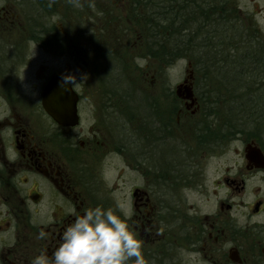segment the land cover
I'll return each instance as SVG.
<instances>
[{
	"label": "flooded vegetation",
	"instance_id": "af4514ba",
	"mask_svg": "<svg viewBox=\"0 0 264 264\" xmlns=\"http://www.w3.org/2000/svg\"><path fill=\"white\" fill-rule=\"evenodd\" d=\"M49 2L1 0L0 3V214L5 213L30 229L29 212L48 209L38 228L47 231L50 238L38 240L42 246L37 252L46 250L50 256L61 230L74 218L73 208L79 214L114 197L113 189L102 191L106 175L103 169L113 159L118 162L123 153L128 158L133 156L135 168H141L138 172L146 178V185L130 188L134 214L127 216L131 229L142 241L148 264H264V198L249 207L253 216L261 217L259 224L250 220L240 223L228 215L233 208L228 200L218 204L217 213L204 215L196 204L188 202V194L199 192L202 187L197 159L164 161L174 156L173 148L183 142L179 124L202 122L208 115L202 116L205 107L200 105L195 84L208 76L195 75L191 69V74L179 82L191 87L193 101L176 96L170 87L163 88L160 77L148 79L156 87H144L145 96L140 97L142 111L138 125L141 132L144 130L140 140L145 148L138 150L135 147L138 140L129 130L133 115L117 116L119 105H115L109 81L112 79L103 81L105 57L94 61L100 72L89 77L91 84H85L81 80L80 57L92 55L94 46L83 47L80 56L76 26L59 16V0H54L52 7ZM142 3L131 0L127 15L124 12L126 21L133 23V45L138 46H142L141 39L158 36L153 0L147 7ZM218 5L232 9L229 23L233 29L242 30L233 38L236 50L251 63L256 61V46L264 44L256 17L264 13V0H218L215 8ZM253 27L258 32L256 37ZM157 51L155 41L151 52ZM154 60L157 71L158 57ZM188 66L192 63L188 62ZM26 71H31L32 76L25 77ZM68 74L79 81L71 87L76 101L72 115L66 90L61 88L62 77ZM47 91L45 108L42 96ZM126 93L124 90L122 94ZM193 126L189 128V138L194 151L200 152L198 139L192 134V130L198 129ZM120 131L125 132L126 138L119 139V134L125 136ZM156 154L159 165L154 163ZM245 168L264 176V167ZM117 170L120 171L119 165ZM223 184L234 191L245 190L244 179L226 177ZM152 199L155 200L151 203ZM223 211L227 216H223ZM250 217L251 214L247 215ZM22 237L28 236L25 233ZM19 240L16 237L14 242L17 244ZM15 252L10 246L6 258L9 264H30V255Z\"/></svg>",
	"mask_w": 264,
	"mask_h": 264
},
{
	"label": "rangeland",
	"instance_id": "374dc122",
	"mask_svg": "<svg viewBox=\"0 0 264 264\" xmlns=\"http://www.w3.org/2000/svg\"><path fill=\"white\" fill-rule=\"evenodd\" d=\"M61 1L62 0H59L58 3L59 16L63 18L64 22L68 23L71 21L72 26H76L75 34L77 36V47L79 48L80 56L83 55L84 49L91 48L92 46H94L95 49L92 55L80 57L81 76H86L84 79L85 84H91V79L89 77L95 73L99 74L100 72L94 61L97 62V58L101 59L105 57L106 65H102L104 67L101 75H103V81H107L110 78L112 79L109 81L112 83L110 86L114 89L115 105H119L118 108L116 107L118 109L117 116L119 117V115L124 114L133 115L134 122H131L130 128L132 129L129 130L133 132V135L137 138L136 140H138L135 147L138 150L139 148L144 149L145 144L140 140V135L144 134V130L141 132L140 126L138 125L141 123L139 117L142 111L140 97L145 96V88L154 89L156 87V83H151L148 79L154 80L160 77L163 80V88L170 87L174 90L176 84L188 75L187 62L190 61L192 63L191 58L182 55L171 61L167 56V58L165 57V53L168 54L170 49L173 48V45L181 46L185 43L187 35L183 36L178 32H172L173 36L178 34L179 38L177 39L173 37L162 39V36L159 35L157 38L159 40L156 43H158V54H160L163 59L161 60L159 58V60H157L159 67L157 69L158 75H156V62L152 56L148 55L150 54L149 43L155 41L156 38H152V40L147 38L145 40L141 39L142 46L133 45V40L135 38V34H133L132 31L133 23L126 21V15L130 6L128 2L131 0H125L128 2L123 0H80V4L82 5L80 7L74 6L70 0H64L63 3H61ZM199 1L200 0L182 1L185 3L184 6H187L188 10L192 8V10L195 11H190L191 13L188 12L187 15L189 21H192V23H187V21L181 23L180 21L172 19V24L175 26L178 25L177 28L183 26L184 29L181 32L185 34L188 33V42L195 43V45L197 41L204 36L209 35L211 39L214 40L219 38L222 34L221 32L217 35H214L213 32H208V34H206V31L202 28L200 23V12H202V10L197 9L196 2ZM66 9L68 11H66ZM156 11H160V7L155 8L154 12ZM228 18L229 16H220L218 20L223 21ZM256 18L259 22V32L262 36L264 35V13H262L261 16L257 15ZM185 23L187 24L184 26ZM161 46H164V48H161ZM24 75L25 77L32 76V72L26 71ZM30 81L34 82L33 80ZM124 90H127L126 94H122ZM115 91H118V93L116 94ZM222 105L224 108L223 103ZM204 115L205 113H202L203 117H205ZM205 118L207 122L210 123L211 117L206 116ZM203 120L202 122H195L198 129L197 131L192 130L194 138L199 136L203 138L201 142L200 140H196L199 143L200 152L198 150H196V152L194 151L192 138H189V134L191 133L189 128L195 123L193 121L181 122L179 125L180 130H182L183 142L180 147L173 148L176 151L174 156L169 157V159H164V161L168 163L169 160V162L172 163L181 162L182 160L191 161L197 159L199 162L198 170L200 171L198 179L202 187L199 189V192L188 194V202L193 205L196 204L198 210L204 215L217 213L220 211V209H218V204L228 200L233 203V208L227 213L228 215L233 216L240 223H245L247 220H250L255 224H259L262 221L261 217L253 216V211L249 207L255 200L264 198V176L260 172L249 171L245 168L246 161L243 157V150L246 137L239 133H234L235 137L231 139L224 137V140H216V137L211 134L210 130L205 132V134H200L204 129V125H206L203 124ZM211 126L214 127L213 124ZM193 127L196 128L195 126ZM122 133L125 134V132ZM118 137L119 139L126 138V134L125 136L119 134ZM194 153H196V156H193ZM127 155L128 154L122 153L118 162L113 159L110 162L111 164L103 169L106 175L105 181L102 182L104 183L102 191L113 189L114 191L111 193H113L114 197L107 202L99 204L116 210L119 204L118 202L122 201L121 206L123 212L129 214L131 217L134 211L132 199H130V195L128 194L129 190L134 185L141 186V184L145 183L146 185L147 183L146 178L141 172H138L141 168H135L133 156L128 158L126 157ZM192 156L193 158L189 159ZM156 157L157 154L154 156V163H157V165L161 164ZM117 165L120 166V171L117 170ZM100 169L101 166L99 167V170ZM96 175L99 179L98 174ZM226 177L235 178L236 181L244 179L245 190L234 191L232 189H227L223 184V180ZM153 200L155 199H152L151 203ZM95 205L97 204H93V206ZM46 211H48V209H36L35 211L29 212L31 220L30 229L26 227L24 223H20L17 218L16 223L12 218L6 217L5 213L0 214V264H9L10 260L6 258L9 256L8 249L10 246L16 249L15 253L17 255H30L29 258H33L38 254L37 251L42 246V241L36 239L40 231L38 224H41V218L44 217ZM223 213V216H227L224 211ZM249 214H251V217L248 219L247 215ZM24 219L25 218H23V220ZM14 223L17 224V226H15ZM7 224H9V226H7ZM25 233L28 237L23 238L22 236ZM16 237H20L17 244L14 242Z\"/></svg>",
	"mask_w": 264,
	"mask_h": 264
},
{
	"label": "trees",
	"instance_id": "16d2710c",
	"mask_svg": "<svg viewBox=\"0 0 264 264\" xmlns=\"http://www.w3.org/2000/svg\"><path fill=\"white\" fill-rule=\"evenodd\" d=\"M138 1H142L141 5L147 7L152 0ZM217 1L200 0L196 4L197 9L202 10L200 23L206 34L208 32H213L214 35L219 32L222 34L214 40L209 35L204 36L195 45V43L188 42V33L181 32L184 29L183 26L177 28L178 25L172 24V19L181 23L186 21L192 23L187 15L188 12L195 11L192 8L188 10L187 6H184L185 3L179 0H153L154 7H160V11H156L153 15L156 30H158L156 39L159 35L162 36V39L169 37L177 39L179 38L178 34L173 36L175 32L183 36L187 35L185 43L181 46L173 45L168 54L165 53V57L167 56L171 61L182 55L189 57L192 59L195 74L208 76L196 83L198 84L196 91L200 105L205 107V115L208 114L207 116L211 117L210 123L204 118L203 124L207 126L204 125L200 134H205L210 130L216 140H224V137L231 139L235 137L234 133H239L246 137L245 140H253L264 150V44L256 46L254 58L256 61L252 63V60L245 58L242 52L240 54L236 50L233 38H236V34L242 30L237 31L231 27L228 19L232 9L226 5H218V8H215ZM220 16H229V18L219 21ZM253 28V36L256 37L258 32L255 27ZM243 37L249 38L246 35ZM156 39L157 42L159 39ZM155 41L149 43L150 54L148 55L153 58L157 56L158 60L159 58L162 60L163 57L161 58L158 51L153 53L155 56L151 54V46ZM240 71L246 73L242 74ZM211 122L214 127L211 126ZM195 139L200 142L203 140L200 136Z\"/></svg>",
	"mask_w": 264,
	"mask_h": 264
},
{
	"label": "clouds",
	"instance_id": "9594fccd",
	"mask_svg": "<svg viewBox=\"0 0 264 264\" xmlns=\"http://www.w3.org/2000/svg\"><path fill=\"white\" fill-rule=\"evenodd\" d=\"M70 2L82 6L80 0ZM52 3L54 0H50L49 7ZM85 77L82 75L81 80ZM78 83L75 75H64L61 88L71 91ZM71 214L74 218L61 230L51 255L41 251L30 264H148L142 241L131 229L121 205L114 210L97 204L79 214L73 208ZM49 238L50 234L43 228L36 236L38 240Z\"/></svg>",
	"mask_w": 264,
	"mask_h": 264
},
{
	"label": "water",
	"instance_id": "95a60500",
	"mask_svg": "<svg viewBox=\"0 0 264 264\" xmlns=\"http://www.w3.org/2000/svg\"><path fill=\"white\" fill-rule=\"evenodd\" d=\"M184 93V95L180 94ZM48 91L42 96V104L43 107L46 108L45 99L48 97ZM177 96H182L184 99L193 100V95L191 88H187L186 86L180 84L176 89ZM65 96H67L69 101V112L72 115L74 113L73 107L75 105V96L72 91H66ZM244 157L247 160V166L255 167V168H263L264 167V156L258 146H255L253 142L246 144L244 148Z\"/></svg>",
	"mask_w": 264,
	"mask_h": 264
},
{
	"label": "bare ground",
	"instance_id": "6f19581e",
	"mask_svg": "<svg viewBox=\"0 0 264 264\" xmlns=\"http://www.w3.org/2000/svg\"><path fill=\"white\" fill-rule=\"evenodd\" d=\"M223 69V68H222Z\"/></svg>",
	"mask_w": 264,
	"mask_h": 264
}]
</instances>
